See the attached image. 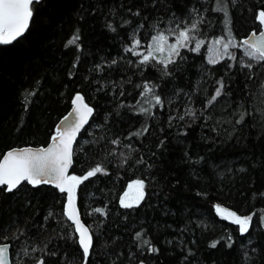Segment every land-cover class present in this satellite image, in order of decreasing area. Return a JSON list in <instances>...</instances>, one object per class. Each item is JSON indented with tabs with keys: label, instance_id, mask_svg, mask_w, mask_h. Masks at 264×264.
Listing matches in <instances>:
<instances>
[{
	"label": "trees",
	"instance_id": "trees-1",
	"mask_svg": "<svg viewBox=\"0 0 264 264\" xmlns=\"http://www.w3.org/2000/svg\"><path fill=\"white\" fill-rule=\"evenodd\" d=\"M32 9L26 33L0 45V158L47 145L76 94L93 108L69 174L104 169L75 189L93 238L88 264H264V62L241 45L227 50L236 59H207L209 42L260 31L264 0H41ZM193 22L190 35L205 42L198 52L193 40L166 70L157 60L139 63L153 35ZM134 34L139 55L126 51ZM220 80L222 95L205 110ZM145 86L152 92L142 96ZM137 180L144 199L122 207ZM64 203L47 185L0 189V244L11 245V264H83ZM216 206L251 216L248 231Z\"/></svg>",
	"mask_w": 264,
	"mask_h": 264
},
{
	"label": "snow or ice",
	"instance_id": "snow-or-ice-1",
	"mask_svg": "<svg viewBox=\"0 0 264 264\" xmlns=\"http://www.w3.org/2000/svg\"><path fill=\"white\" fill-rule=\"evenodd\" d=\"M39 0H0V44H10L18 37L22 36L25 30L28 28L29 21L33 16L32 5L38 3ZM217 10H222L217 9ZM139 15V12L136 13ZM258 19L261 24H264V11L258 14ZM200 22L203 20L201 18ZM186 23V22H185ZM111 27V25H110ZM143 27V25H141ZM197 28V22H193L191 27L180 28V24H177L175 28L168 29L169 32L174 34V42L171 44L167 43L168 37L163 33L159 32L153 35L147 45V54L143 55L142 60L139 61L140 64H149L152 59H155L153 53H163L165 51V45L167 46L168 58L160 59L157 62L164 66L166 70L169 64L175 63L173 57L181 56V49L187 48L190 43L195 40V46L191 48V51L198 52L201 47L204 46V40H197L194 36L190 35L193 30ZM230 34V29L228 30ZM78 36L73 37L69 44H74ZM224 37L217 38L214 43L216 45L223 44L224 54L228 55L230 59H236V57L228 53L227 50L231 46L236 48L240 45L246 46V51L244 55L248 57L249 60H255L256 62H264V31H261L259 37L253 32L248 38H245L238 43H234V37L228 39L224 42ZM133 47H129L126 51L133 53L134 55H139L135 52V48L141 47L142 41L133 35ZM217 53L216 57L209 60V63L217 64L223 59V56L219 54L218 49H213ZM115 63V61H113ZM242 66L252 68V64H244ZM166 75H170L165 71ZM218 87L215 93L207 101L204 108L208 109L218 97L222 95L224 88L223 80L217 81ZM146 91L141 93L142 96H146L148 93L152 92V88L145 86ZM157 105L162 106V99L160 96H154ZM73 103L75 108L71 115H76L77 119L72 124H67L66 127H58L56 129L55 135L52 137L51 146L48 148L39 149L33 151L31 149L25 148L20 150H9L6 152L2 158H0V188H3L6 192H13L17 190L23 182H27L32 186H37L40 184L52 183L61 192L67 193V212L66 215L69 220L73 221L75 225V230L79 234L78 243L80 244L83 252V264H88V258L90 256V249L93 248V238L89 234L88 229L81 223L79 218V213L74 207V193L75 188L79 185L82 180H86L91 176H95L98 173L104 171L101 166H97L92 170L88 171L86 176L83 178L77 177L75 175H67V169L71 164L72 155V143L76 138L77 133L83 127L84 124L88 122V117L92 114L93 109L83 104V97L80 94H76ZM139 103V101H138ZM140 111L146 112L147 109L141 108ZM186 114L193 117L196 113L191 109H188ZM69 117H64L62 124L68 121ZM174 117H170V120ZM181 120L184 119L183 116L180 117ZM207 119V118H206ZM245 114L241 113L240 119L236 121L240 124L244 121ZM215 130V129H213ZM144 132L148 131L147 126L143 129ZM141 132L133 133L132 135L139 136ZM117 143L118 141H112ZM143 162L138 161V163ZM129 190L135 189V195L130 197V193L126 192L124 198L121 199V205L124 208H132L133 206H138L139 203L144 199V188L145 182L143 180H137L130 184ZM130 197V199H129ZM97 212H101V209H95ZM216 211L218 214L223 215L224 219H232V222L240 226V232L243 234L248 231L249 225L252 221V217H240L235 212L228 211L220 206H216ZM53 215L52 212L48 213L45 217L47 220ZM142 233H136V238L140 239ZM18 238V237H17ZM7 239V237H3ZM231 239V237H229ZM147 244L148 241H143ZM218 241L213 242L210 247H215ZM230 246V245H229ZM11 245L2 244L0 245V264H7L8 252ZM35 250V249H34ZM150 251H157L155 248H151ZM55 253H53L54 255ZM39 264H45L44 260L41 259Z\"/></svg>",
	"mask_w": 264,
	"mask_h": 264
},
{
	"label": "water",
	"instance_id": "water-1",
	"mask_svg": "<svg viewBox=\"0 0 264 264\" xmlns=\"http://www.w3.org/2000/svg\"><path fill=\"white\" fill-rule=\"evenodd\" d=\"M40 1H41V0H39V2H40ZM39 2H38V3H39ZM34 4H35V3H34ZM30 22H31V20L29 21V25H30ZM257 22H258V24H259V26H260V31L256 33V34H257V38H258V37H259V34L261 33V31H264V24H261L258 18H257ZM29 25H28V28H29ZM28 28L25 30V32L23 33V35L26 33V31L28 30ZM251 34H252V33H250V34H249L247 37H245V38H248ZM23 35H22V36H23ZM22 36L18 37L17 39L21 38ZM245 38H244V39H245ZM17 39H16V40H17ZM244 39H243V40H244ZM16 40H14V41H16ZM14 41H13V42H14ZM13 42H12V43H13ZM10 44H11V43H10ZM0 45H8V44H0ZM75 96H76V95H75ZM75 96H74V97H75ZM74 97H73V99H72L71 107H70L69 111H68L67 114L64 115V116L58 121V123L56 124L55 132H56V129H57L58 127L63 128V127H66L67 124H72V123H74V122L76 121V119H77L76 115L73 114V115L69 116L70 113H73V110H74V108H75V104L73 103ZM83 104H86L85 101H84V99H83ZM86 105H87L88 107L92 108V107L89 106L88 104H86ZM92 109H93V108H92ZM92 115H93V111H92V114L88 117V122H87L86 124L83 125V127H82V128L80 129V131L77 133L76 138H75V140H74L73 143H72L71 164H70V166H69L68 169H67V175L70 174V170H71V167H72V162H73V147H74V144H75L76 140L78 139L80 133H81V132L86 128V126L89 124V121H90ZM66 116H68L69 119H68V121H67L65 124H62L61 121H63L64 117H66ZM54 135H55V134H54ZM54 135H53V136H54ZM53 136H52V137H53ZM52 137H51L49 143H48L47 145H45V146H39V147H35V146H24V147L11 148V149H9V150H20V149L28 148V149H31V150H33V151H36V150H39V149L48 148V147L51 146V143H52ZM9 150H7L6 152H8ZM6 152H5V153H6ZM5 153H4V154H5ZM4 154H3V155H4ZM3 155H2V157H3ZM2 157H1V158H2ZM23 183H26L27 185L32 186V185L28 184L27 182H23ZM23 183H22V184H23ZM40 185H47V186H50V187H52V188H54V189L60 191V190H59L58 188H56L55 185L52 184V183H49V184H40ZM0 189H2V188H0ZM75 189H76V188H75ZM60 192H61V191H60ZM62 193L65 194L64 215H65V217L67 218L68 222L73 226V230H74V233H75V235H76V237H77V243H78V237H79V234H78V233L76 232V230H75V225H74L73 221L69 220L68 217H67V215H66V212H67V193H66V192H62ZM74 196H75V199H74V207H75V209H76V210L78 211V213H79V210H78V207H77V201H76V195H75V193H74ZM79 218H80L81 223H82V224L88 229V227L83 223V221H82V219H81V216H80V213H79ZM229 219H230V218H229ZM230 220L232 221V219H230ZM88 231H89V229H88ZM89 234H91L90 231H89ZM5 244H6V243H5ZM0 245H2V244H0ZM78 246H79V248H80L81 251H82V248H81V246H80L79 243H78ZM90 251H91V249H90ZM82 253H83V252H82ZM39 261H40V260H39ZM39 261H37L35 264H39ZM7 264H11V259H10V248H9V252H8V260H7Z\"/></svg>",
	"mask_w": 264,
	"mask_h": 264
},
{
	"label": "rangeland",
	"instance_id": "rangeland-1",
	"mask_svg": "<svg viewBox=\"0 0 264 264\" xmlns=\"http://www.w3.org/2000/svg\"><path fill=\"white\" fill-rule=\"evenodd\" d=\"M174 39H175L174 35H172L170 37L168 36L167 43L168 44L173 43L174 42ZM207 48H208V50H207V59H208V62H209L210 59L215 58L216 55H217V53H215L213 51L214 48L219 50V54L220 55H222L223 57L225 56L224 49H223V44L216 45L214 43V41H211V42H209V44H207ZM240 48L244 51V49L246 48V46L241 45ZM135 50H136V48H135ZM147 50L148 49L146 47V49L143 51V55L147 54ZM153 55H154L155 59H152V60H157V61L160 60V59H165L166 60L168 58L167 46L165 45V51L163 53H153ZM126 192H129L130 193V197L133 196V195H135V189H132L130 191L129 188H128ZM124 194H123V196L119 200V204L120 205H121V199L124 198ZM130 197H129V199H130ZM219 216L223 217V215H221V214H219Z\"/></svg>",
	"mask_w": 264,
	"mask_h": 264
},
{
	"label": "bare ground",
	"instance_id": "bare-ground-1",
	"mask_svg": "<svg viewBox=\"0 0 264 264\" xmlns=\"http://www.w3.org/2000/svg\"><path fill=\"white\" fill-rule=\"evenodd\" d=\"M17 40H18V39H17ZM14 42H15V41H14ZM14 42H13V43H14ZM64 216H65V215H64ZM66 219H67V218H66ZM67 221H68V220H67Z\"/></svg>",
	"mask_w": 264,
	"mask_h": 264
}]
</instances>
